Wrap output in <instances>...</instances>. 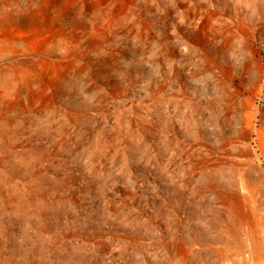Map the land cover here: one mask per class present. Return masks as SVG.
Returning <instances> with one entry per match:
<instances>
[{
    "label": "rangeland",
    "instance_id": "rangeland-1",
    "mask_svg": "<svg viewBox=\"0 0 264 264\" xmlns=\"http://www.w3.org/2000/svg\"><path fill=\"white\" fill-rule=\"evenodd\" d=\"M0 264H264V0H0Z\"/></svg>",
    "mask_w": 264,
    "mask_h": 264
}]
</instances>
